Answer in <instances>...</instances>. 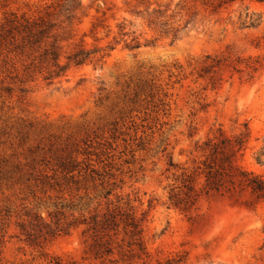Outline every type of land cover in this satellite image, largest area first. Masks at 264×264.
<instances>
[{
    "label": "rangeland",
    "instance_id": "374dc122",
    "mask_svg": "<svg viewBox=\"0 0 264 264\" xmlns=\"http://www.w3.org/2000/svg\"><path fill=\"white\" fill-rule=\"evenodd\" d=\"M55 1L11 0L3 8L0 0V23L6 12L33 13ZM80 1L66 52L81 41L103 47L116 37L115 50L52 82L37 76L25 93L19 84L0 92V264L79 260V231L40 247L25 231L34 216L53 227L50 214L69 219L94 207L147 212L154 259L264 264V200L244 192L202 197L188 211L168 207L170 159L191 167L197 143L218 130L228 137L249 132L239 164L264 177L256 161L264 148V4L236 0L214 10L213 0ZM159 7L161 16L151 15ZM247 13L259 20L256 27H244ZM99 20L105 28L95 41ZM134 38L141 47L126 49ZM6 75L0 82L13 83ZM69 160L90 163L101 177L70 180L59 168Z\"/></svg>",
    "mask_w": 264,
    "mask_h": 264
},
{
    "label": "trees",
    "instance_id": "16d2710c",
    "mask_svg": "<svg viewBox=\"0 0 264 264\" xmlns=\"http://www.w3.org/2000/svg\"><path fill=\"white\" fill-rule=\"evenodd\" d=\"M7 8L11 0H4ZM236 0H213L214 10L233 3ZM244 1V0H241ZM264 4V0H250ZM83 10L80 0H56L37 9L33 13L9 11L0 23V73L13 83L5 85L0 82V92L13 91L12 84H19L20 93L27 90L25 85L41 76L45 81L66 76L72 68L101 62L115 50L119 41L116 37L106 46L88 48L84 41L74 45L66 52V45L73 40L71 26ZM151 15H160V7ZM159 18V17H158ZM259 20L247 13L243 23L246 28H254ZM104 20L92 26L91 34L95 41L99 29H104ZM123 31V28H121ZM176 31L173 42L177 39ZM126 36L127 34H122ZM86 36V35H85ZM107 37L110 36V30ZM70 47V45H69ZM141 47L138 39L125 43V48L135 50ZM20 64V69L17 68ZM214 67V66H210ZM217 137L207 138L197 143L199 158L192 161L191 167H180L170 159L169 170H175L174 181L169 193L168 207L188 211L195 207L202 197H234L249 192L260 202L264 200V177L244 169L239 164L249 140V132L239 136L228 137L218 130ZM264 165V148L256 157ZM61 173L70 180L77 177L95 180L101 177L99 171L88 162L69 160L60 165ZM77 175V176H76ZM111 190L105 198L111 195ZM109 206V205H108ZM78 210V207H61V210ZM55 218L54 226L42 223L40 216H34L25 231L27 242L40 247V241L68 235L71 230L80 232L84 250L79 260L52 257L49 264H177L174 259H154L149 248L148 213H140L134 207H94L79 216L61 218L62 212L50 214Z\"/></svg>",
    "mask_w": 264,
    "mask_h": 264
}]
</instances>
